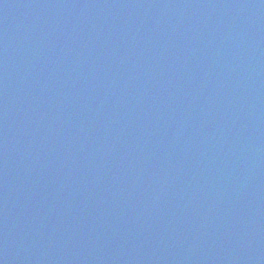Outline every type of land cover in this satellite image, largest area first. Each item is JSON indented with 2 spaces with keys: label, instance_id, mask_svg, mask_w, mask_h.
Wrapping results in <instances>:
<instances>
[{
  "label": "water",
  "instance_id": "water-1",
  "mask_svg": "<svg viewBox=\"0 0 264 264\" xmlns=\"http://www.w3.org/2000/svg\"><path fill=\"white\" fill-rule=\"evenodd\" d=\"M152 261L264 264V0H0V264Z\"/></svg>",
  "mask_w": 264,
  "mask_h": 264
}]
</instances>
